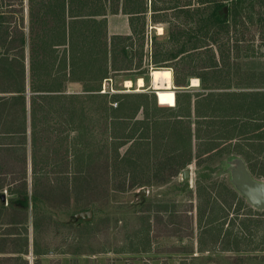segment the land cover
<instances>
[{"label":"crops","instance_id":"crops-1","mask_svg":"<svg viewBox=\"0 0 264 264\" xmlns=\"http://www.w3.org/2000/svg\"><path fill=\"white\" fill-rule=\"evenodd\" d=\"M107 1L111 2V8L106 7ZM107 1L105 11L90 19L68 17L67 21L72 20V28L60 35L63 39L51 43L47 51L38 50L44 57L47 55L51 60L56 57L65 63L54 62L47 71L61 76L57 81H42L39 89H34L30 83L31 55L28 47L24 49L25 81L21 89L11 75L8 79L2 78L5 73L2 66L7 63L18 65L19 54L15 49L0 47V225L3 227L21 224L11 221L16 215L24 217L27 223L31 218L33 220L34 212L38 213V202L36 204L35 196L30 197L31 189L43 180L34 182L35 172L47 162L51 163V154L58 153L62 159L64 155L67 157V152L70 156L69 145L59 148L56 143L65 142L64 135L69 136V131L77 130V136L81 137L87 136L83 130L92 132V129H97L98 120L93 117V111L99 102L88 113L83 112L81 95L84 83H88L85 93L104 97L100 107H104L101 118L107 135L131 138L141 131V168L144 166L151 172L148 180H141V186L171 184L184 170L189 172L187 180L182 174L183 184H187L193 179V168L196 173L194 179H200L204 184L200 177L204 178V172L208 170L207 174L212 169L210 162L214 163L211 167L219 169V175L221 172L227 174L229 189L239 195L242 194L231 183L229 170L233 166L241 164L252 179L264 183V45L256 44V36L252 39L209 36L206 43H197L174 59H158L171 62L167 65L171 70V90L156 94L150 76L147 85L145 74L137 73L134 77L123 78L122 86L125 79L132 80L135 86L140 77L144 81L141 90L124 86L123 90L114 92L109 81L121 69L129 68L127 63L124 66L125 60L137 56L138 66L133 70L141 67V40L150 25L147 11L151 13L150 22H157L155 17L158 15H152L150 0H146L145 13H141V0H136L137 12L126 10L131 0ZM91 32L93 36H100L101 44L94 45V49L90 47V55L96 52L102 66L95 74L84 76L76 62L84 51L83 36ZM47 35L43 32L44 37ZM67 36L71 37L70 45ZM177 39V42L172 40L173 43L188 44L187 41H191V38ZM134 51L138 52L135 54ZM70 57L71 66L68 65ZM42 72H45L44 68ZM159 94L174 100L159 104L156 96H161ZM83 120L88 121L85 126ZM91 132L89 136H94ZM42 136L54 139L48 150L43 149L44 144L41 146L39 140ZM77 142L79 146L80 141ZM71 144L74 146L76 139ZM78 151L80 154L81 148ZM73 152L76 154L75 146ZM53 166L51 163V169ZM15 185L24 187L18 189L13 187ZM18 192H25L26 198ZM205 192L204 201L209 204L212 199ZM19 196L23 199L17 202L15 197ZM1 210H8L6 214L10 219L2 220ZM192 210L194 213L196 207L193 206ZM93 259L79 257L76 264Z\"/></svg>","mask_w":264,"mask_h":264},{"label":"rangeland","instance_id":"rangeland-1","mask_svg":"<svg viewBox=\"0 0 264 264\" xmlns=\"http://www.w3.org/2000/svg\"><path fill=\"white\" fill-rule=\"evenodd\" d=\"M28 1L0 0V36H3V28L11 30V36H16L19 33L17 23L21 22L23 15L24 24L20 27L26 33V46L30 43L28 34L32 38L39 32L43 33L39 20L27 22V16L34 19L36 14L35 4L32 2L29 6ZM107 3L106 7L111 8V2ZM231 3V0L225 2L224 13L228 8L231 10ZM200 6L197 0H191L190 18L186 22H183V15L177 16V11L168 10L165 17L156 16L157 22L153 23L149 20L151 13L147 11L150 25L144 32V40H141V67L133 70L138 66L137 56L125 60L124 66L127 63L129 68L121 69L109 81L114 92L124 89L123 78L145 74V82L149 85L148 73L152 67H170L167 65L171 62L159 61L155 66L153 60L179 47L180 42L167 40L166 30L174 24L186 32L179 38H191L187 41L189 45L191 42L206 43L209 36L246 39L256 36V44L264 45V8L256 0H242L235 18L228 16L227 23L211 27L206 32L199 31L198 24L192 19L197 17L195 9ZM153 25L161 26L162 32L152 28ZM51 36L57 34H48L38 44L45 47ZM137 52L134 51L135 54ZM87 73L85 71L82 75ZM92 73L95 74L90 72L89 75ZM59 76V73L54 77L50 75L49 79ZM86 84L82 85L83 112L88 113L99 102L93 111V117L98 120L97 129H92V132L83 130L87 133L83 140L89 141L88 150L92 148L91 155L87 158V154L82 153L83 160L78 158L81 143L77 146V140L81 141V137L77 136V130L69 131V136L64 135L65 142L56 143L59 148L69 145L70 156L67 152V157L64 155L62 159L58 153L51 154L54 168L51 169V163L47 162L35 172L34 182L38 179L43 181L31 189L30 197L35 196L39 208L38 213L34 212L33 220L31 218L26 223L24 217L16 215L11 221L21 224L12 227L0 225V250L3 251L0 264H76L79 257L94 258L82 264H264V209L254 207L244 195L231 191L227 174L221 172L219 175V169L211 167L213 162H210L212 169L207 174L208 170L204 172V178L200 177L204 184L200 179H194L196 173L193 168V179L187 184H183L180 174L168 185L141 186V180H148L151 173L144 166L141 168V131L128 139L107 135L101 118L104 107H100L104 97L85 93ZM155 90L157 94L171 89ZM159 95H156L159 104L174 100L167 95ZM90 132L94 136H89ZM74 139L76 154L71 144ZM53 140L42 136L39 141L41 146L44 144L43 149L48 150ZM13 187L23 188L22 185ZM205 191L212 199L209 204L204 201ZM15 198L17 202L23 199L22 196ZM193 206L196 207L194 213ZM7 211H2V220L10 219ZM86 211L89 216H78Z\"/></svg>","mask_w":264,"mask_h":264},{"label":"trees","instance_id":"trees-1","mask_svg":"<svg viewBox=\"0 0 264 264\" xmlns=\"http://www.w3.org/2000/svg\"><path fill=\"white\" fill-rule=\"evenodd\" d=\"M23 0H20V3H22ZM227 0H197L200 7L195 9V12L197 13V17L195 19L192 17V19L195 21V23L198 24L199 31H207V29H210L211 27H217L218 25L221 27L222 24L227 23L228 16H232L235 18L238 14V6L240 5V2L242 0H231V10L224 13L223 7L226 6L225 2ZM252 1V0H251ZM255 1V0H254ZM262 8H264V0H256ZM34 3L36 6V14L34 16V19L30 16H27L28 23L33 22L35 20L40 21V31L45 32V34H51L57 36H51L48 44L44 47V45L38 44L39 41H44L45 37L43 36V33H37L36 36H32L28 34V41L30 42L28 46H26L25 38L26 33L23 32L20 25L24 24L23 22V15L21 16V22L19 24L17 23V29L18 34L16 36H11V30L9 31L7 28L2 29L3 36H0V47L5 49H15L17 54H19V62L18 65H10L7 63L6 66H2V69L5 70V73H3V79H8V76L11 75V78H16V82L18 83V89H21L23 87L25 77H24V71H23V55H24V49L28 47L30 50V57H31V70H30V83L34 89H39V87L42 84V81H57V77L49 79L50 75L52 77L55 76V74H50L49 71H47L51 65L54 64V62L57 64L59 63L62 65L64 63V60L61 59L57 60L56 57L52 58L47 56L44 57L42 55V51L38 52L39 49H48V46L51 45V43H54L58 39H63V35L65 34L66 30H71L72 28V20L67 21L68 17H78L81 16L83 18L90 19L98 14H102L105 9L104 7V0H92L89 2V0H40L36 3L34 0H29L27 4L30 6L31 3ZM67 4L65 5V3ZM103 4V5H102ZM239 4V5H238ZM190 5L191 0H150V10L153 12L152 15H158L160 17H165L168 10L177 11V16L180 14L184 16L183 22H186L190 18ZM139 9V6L137 5L136 0H131V3L126 8L127 11L130 12H137ZM147 10V4L146 0H141V13H145ZM2 13H0V18H2ZM1 20V19H0ZM2 23V22H0ZM177 24L171 25L169 28L170 30H166V34L168 36V40H175L178 41L177 38L181 36L182 34L186 33L182 28L179 26H176ZM179 25V24H178ZM228 31V27H225ZM225 30V31H226ZM17 33V32H16ZM94 33H88L87 36H83L82 42L84 43V51L81 54V57L79 59V62H76V65L80 68V73L88 72L87 74H83L84 76H91L89 75L90 72H98L100 70V67L102 66L100 62V56L96 54V52L93 54V52L90 55V47L92 49L94 45L99 46L101 44L100 36H93ZM69 45L71 44L70 36H67ZM96 38V41H95ZM34 44H33V42ZM187 45L186 42H182L179 47L176 49V51H167L163 55L162 58H159V60H165V59H174L177 57L179 53H182L183 51L187 50L188 48L195 46L194 44ZM56 60V61H54ZM159 60H153V63L155 66H158L156 62H159ZM65 64V63H64ZM101 64V65H100ZM69 66L72 65V57L69 58ZM43 68L45 69V72L43 73ZM57 75V74H56ZM47 76V78H45ZM21 92L22 90H18ZM22 97V95H20ZM88 122V121H87ZM83 120V126H85L84 123H87ZM83 137L87 138L85 135L81 136V153L79 154L81 156V160H83V154L87 158L90 157L91 153V147L88 150L87 144L89 141L87 139L83 140ZM128 139L129 137H125ZM36 139V138H35ZM121 143V142H120ZM119 143V144H120ZM123 144V143H122ZM85 146V147H84ZM117 148H115V151ZM83 153V154H82ZM24 187V186H23ZM23 189V188H22ZM18 193H25V192H18ZM24 198H26V194H24Z\"/></svg>","mask_w":264,"mask_h":264},{"label":"water","instance_id":"water-1","mask_svg":"<svg viewBox=\"0 0 264 264\" xmlns=\"http://www.w3.org/2000/svg\"><path fill=\"white\" fill-rule=\"evenodd\" d=\"M224 10H226V7H224ZM229 171L231 183L238 192L244 195L254 207L264 209V183L252 179L241 164L239 166H233ZM182 174L183 179L187 180L188 170H184ZM78 216H89V212H81Z\"/></svg>","mask_w":264,"mask_h":264},{"label":"bare ground","instance_id":"bare-ground-1","mask_svg":"<svg viewBox=\"0 0 264 264\" xmlns=\"http://www.w3.org/2000/svg\"><path fill=\"white\" fill-rule=\"evenodd\" d=\"M156 28L159 33L162 32L161 26H156ZM149 76H150L151 86L154 89H171V70L169 67H152L149 72ZM194 80L193 82L196 81ZM124 86L126 88H131L134 86V83L130 79H125ZM143 86H144V81L142 78L139 77L135 82L134 88L135 90H139V89L141 90Z\"/></svg>","mask_w":264,"mask_h":264}]
</instances>
